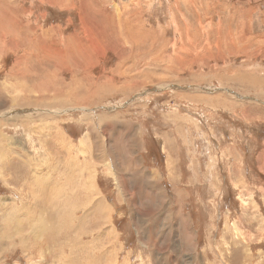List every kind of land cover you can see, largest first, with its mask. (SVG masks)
I'll return each mask as SVG.
<instances>
[{"label":"rangeland","instance_id":"1","mask_svg":"<svg viewBox=\"0 0 264 264\" xmlns=\"http://www.w3.org/2000/svg\"><path fill=\"white\" fill-rule=\"evenodd\" d=\"M0 264H264V0H0Z\"/></svg>","mask_w":264,"mask_h":264},{"label":"bare ground","instance_id":"2","mask_svg":"<svg viewBox=\"0 0 264 264\" xmlns=\"http://www.w3.org/2000/svg\"><path fill=\"white\" fill-rule=\"evenodd\" d=\"M81 170V169H80ZM79 175V174H78ZM80 177V176H79ZM86 185H88L90 188H91V192H95V189H94V180L92 179V175H91V173H90V176H89V178H88V180L86 181ZM47 192V191H46ZM92 194V193H91ZM91 197V196H90ZM99 202L98 201H94V203H93V207L95 208L94 210L92 209V213L93 214H97V208H98V206L99 205H101V204H98ZM106 211H108V210H106ZM104 212H105V210H104ZM56 214H58V212H56ZM55 215H54V212H52V216L50 215V217H54ZM54 220H55V217L53 218ZM94 219V218H93ZM100 220H98L97 218H96V220L101 224L102 222H104V225H106V222H108V220H107V218H103V216H101L100 218H99ZM94 224H96V221L94 220V222H93ZM72 227V226H71ZM105 229H109V227H105ZM46 230V229H45ZM62 238H63V236H62ZM47 239V238H46ZM55 239V238H54ZM57 240V239H56ZM55 240V241H56Z\"/></svg>","mask_w":264,"mask_h":264}]
</instances>
